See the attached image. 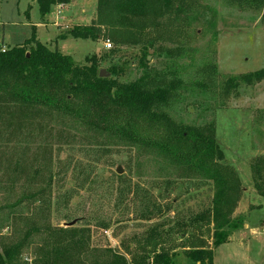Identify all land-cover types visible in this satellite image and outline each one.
Returning a JSON list of instances; mask_svg holds the SVG:
<instances>
[{
	"label": "rangeland",
	"instance_id": "rangeland-1",
	"mask_svg": "<svg viewBox=\"0 0 264 264\" xmlns=\"http://www.w3.org/2000/svg\"><path fill=\"white\" fill-rule=\"evenodd\" d=\"M52 1L42 16L35 0H0V51L34 34L79 67L94 58L117 84L143 80L166 92L155 111L169 123L212 125L222 164L240 182L230 217L240 225L213 248L212 226L191 224L215 192L202 175L150 145L0 101V257L21 246L12 264L138 259L137 242L155 227L168 234L174 264H196L181 248L196 238L194 247L212 250V264H264V197L255 188L264 190V80L242 81L264 70V2L178 0L173 12L154 9L136 41L116 44L103 30L95 40L69 33L91 24L98 0ZM178 229L187 233L181 241Z\"/></svg>",
	"mask_w": 264,
	"mask_h": 264
},
{
	"label": "trees",
	"instance_id": "trees-1",
	"mask_svg": "<svg viewBox=\"0 0 264 264\" xmlns=\"http://www.w3.org/2000/svg\"><path fill=\"white\" fill-rule=\"evenodd\" d=\"M35 1L42 16L55 4L52 0ZM176 1L98 0L91 24L69 33L75 39L95 40L103 30L116 44L134 42L145 31V22L153 16L154 9L163 6L167 13L173 12ZM242 1L252 5L264 2ZM60 2L57 0L56 4ZM126 32L128 37H124ZM90 61V66L79 67L68 56L39 43L32 34L24 44L0 51V101L24 108L46 109L130 142L150 145L182 170L202 175L213 184L215 192L210 208L196 215L191 224L212 226L213 248L226 243L230 233L240 225L239 220L230 219L238 201L240 182L233 169L222 164L224 154L216 142L215 129L212 125L190 128L169 123L155 111L166 102V92L147 90L143 80L122 85L110 78H99L97 62L94 58ZM262 80L264 70L242 78L248 85ZM255 188L258 195L264 197V190L258 185ZM178 232L180 241L187 236L183 229ZM167 240L168 234L154 227L137 242L135 249L142 257L128 260L114 255L108 264H174L176 252L165 248ZM196 242L197 238L190 242L191 246L181 248L186 249L190 261L212 264V250L194 247ZM20 249L21 246H16L5 250L0 264H12ZM55 255L59 257L57 252ZM53 264L56 263L53 261Z\"/></svg>",
	"mask_w": 264,
	"mask_h": 264
},
{
	"label": "water",
	"instance_id": "water-1",
	"mask_svg": "<svg viewBox=\"0 0 264 264\" xmlns=\"http://www.w3.org/2000/svg\"><path fill=\"white\" fill-rule=\"evenodd\" d=\"M149 60V59H148ZM99 78H106V75H105V73H104V71H100L99 72ZM117 174H121V170L118 168L117 169ZM76 223V221H73V222H71L70 224H68V225H66L67 227H71V226H73L74 224Z\"/></svg>",
	"mask_w": 264,
	"mask_h": 264
},
{
	"label": "built area",
	"instance_id": "built-area-1",
	"mask_svg": "<svg viewBox=\"0 0 264 264\" xmlns=\"http://www.w3.org/2000/svg\"><path fill=\"white\" fill-rule=\"evenodd\" d=\"M106 47H107V48H110V44H109V43H107Z\"/></svg>",
	"mask_w": 264,
	"mask_h": 264
}]
</instances>
